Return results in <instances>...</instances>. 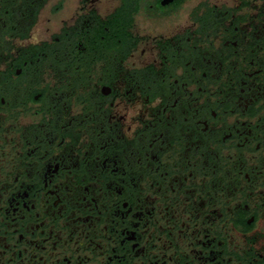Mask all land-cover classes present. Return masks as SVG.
<instances>
[{
  "label": "flooded vegetation",
  "instance_id": "af4514ba",
  "mask_svg": "<svg viewBox=\"0 0 264 264\" xmlns=\"http://www.w3.org/2000/svg\"><path fill=\"white\" fill-rule=\"evenodd\" d=\"M0 264H264V0H0Z\"/></svg>",
  "mask_w": 264,
  "mask_h": 264
}]
</instances>
